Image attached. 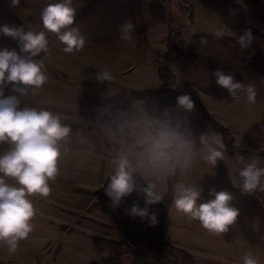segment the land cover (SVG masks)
Segmentation results:
<instances>
[{
    "label": "rangeland",
    "instance_id": "374dc122",
    "mask_svg": "<svg viewBox=\"0 0 264 264\" xmlns=\"http://www.w3.org/2000/svg\"><path fill=\"white\" fill-rule=\"evenodd\" d=\"M186 1L193 16L183 33L185 53L170 66L174 89L194 96L212 112L208 111L230 136L232 155L223 148L225 160L213 168L196 152L197 165L182 167V176L193 169L212 172L215 181L208 186L196 183L204 192L198 203L213 198L211 189L229 191L234 196L232 206L239 210L235 224L228 232L215 235V240H207L199 221H189L172 201L163 225L155 213L156 223L147 218L143 232L127 242L125 231L136 216L126 214V209L136 200L144 206V201L133 192L114 208L104 189L114 174L115 161L126 157L136 170L138 185L156 182L165 193L167 171L154 169L137 141L159 104L157 73L168 25H186L185 10L179 9L178 0H73L77 9L73 26L85 37L83 49L65 54L58 37L46 33L52 56L38 58L44 59L48 81L36 95L31 88L27 95L13 92L11 84L4 89L5 97L16 95L21 107L60 114L71 131L60 142L59 175L49 182V195L29 197L36 209L33 231L19 242L15 255H8L0 245V264H243L249 251L258 264H264V225L254 200L258 199L264 212V191L257 189L250 197L233 185L240 167L264 158V0H232L231 5L225 0ZM37 8L27 0L15 8L11 0H0V26L44 31L42 11ZM129 21L135 27L131 43L121 40L119 32ZM221 26L235 35L216 38L213 29ZM246 30H251L254 39L249 48L241 50L236 37ZM192 35L197 40L194 47H190ZM202 38L207 44L201 43ZM5 47L19 51L17 41L0 34V48ZM217 69L245 85L254 84L256 102L248 104L243 93L230 96L216 83L213 73ZM100 70L112 72L114 79L99 81ZM221 94L231 97L233 112L220 110L223 102L217 96ZM180 121L186 138L215 132L195 105L191 112L172 110L169 122ZM10 147L7 142L0 144V154ZM228 171L234 178H229ZM7 182L18 186L12 178Z\"/></svg>",
    "mask_w": 264,
    "mask_h": 264
},
{
    "label": "clouds",
    "instance_id": "9594fccd",
    "mask_svg": "<svg viewBox=\"0 0 264 264\" xmlns=\"http://www.w3.org/2000/svg\"><path fill=\"white\" fill-rule=\"evenodd\" d=\"M20 2L11 0V7H17ZM76 13L73 0H59L42 9L44 31H25L23 27L7 24L0 26V34L17 41L19 46V51L0 48V144L7 142L11 146L0 154V245L6 247L10 256L15 255L19 242L27 239L33 231L31 221L36 209L29 197L49 195V182L55 181L59 175L60 142L68 137L71 128L54 111L33 106L21 107L20 99L16 95L5 97L4 89L11 84L13 92L27 95L31 88L32 94L36 95L48 81L44 59L38 58L41 54L52 56L46 33L58 37L65 54L71 55L83 49L85 37L78 27L73 26ZM134 31L131 21L124 23L119 27L120 39L131 43ZM226 33L235 35L224 26L213 29V35L218 39ZM253 39L251 30H246L243 35L236 37V43L243 50L249 48ZM201 43L207 44V40L202 38ZM213 75L217 85L226 89L230 96L237 98L243 93L248 104L256 102L254 84L245 85L219 69ZM97 79L112 81L114 76L108 70H100ZM176 101L177 106L187 112L194 109V102L187 94L178 96ZM137 143L144 146V155L157 170L174 171L177 165L188 168L196 159L194 142L167 128L153 130L145 127ZM199 143V156L205 163L214 168L219 160H223L224 143L220 134L202 133ZM238 161L243 162V157H238ZM135 171L126 157H119L115 161L114 174L108 178L105 194L115 208L135 192L143 199L144 206H140L139 200L133 201L131 207L126 209V214L141 219L149 218L155 224L156 215L154 212L150 214V206L163 201L164 197L156 182L138 185L134 179ZM239 177L240 181L233 182V185L240 188L242 193L252 194L257 189L264 191V167H259L256 159L245 163ZM7 178L15 180L18 186L9 184ZM202 192L203 188L197 184L175 185L173 204L176 211L187 216L189 221L198 220L210 234L228 232L239 215V210L231 204L233 194L227 190L211 189L209 194L213 198L198 203ZM243 264H258L251 251L244 256Z\"/></svg>",
    "mask_w": 264,
    "mask_h": 264
},
{
    "label": "trees",
    "instance_id": "16d2710c",
    "mask_svg": "<svg viewBox=\"0 0 264 264\" xmlns=\"http://www.w3.org/2000/svg\"><path fill=\"white\" fill-rule=\"evenodd\" d=\"M27 1L35 2L36 5H38L37 8L38 11H42L44 7L48 6L49 4H53V2L45 1V0H27ZM225 1L231 5L232 0H225ZM178 2H179L178 3L179 9L185 10L184 14L186 18V25H182V26H176L172 24L168 25L167 34L165 38V52L160 61V65L157 73L159 84L156 92L160 95V100L158 106L156 107V110L153 112L150 118L149 127L152 128L153 130L162 127L167 128L173 130L180 136L186 138V130L183 121H180L179 123L176 124L169 122V116L172 113L173 109L178 108L180 111L183 110L177 106L176 98L180 95H185V93H181L176 89H174L175 76L172 73L170 66L176 59L183 56V54L185 53V47L183 43V33L184 30L187 27H189L193 16L192 6L188 4L186 0H178ZM87 7H89V5ZM196 44H197L196 36L192 35V41L190 43V47H194ZM189 96L194 102L196 108L199 110L200 114L208 122L210 127L216 133L221 135L224 143V150L226 151V153L228 155H232V145H231L232 142L231 139L229 138L230 136H228L226 133V129L213 119V117L210 115V113L207 110H205V108L202 106V104L198 99H196L192 95ZM178 167L179 165H177L174 171H167L163 201L150 206V211L156 213V215L160 220L161 225L165 223L166 214L172 202V187L173 184L176 182V178L178 176ZM241 169H242L241 167L238 169L237 174H239ZM259 212L262 219L261 221L264 225L263 213L260 209ZM146 223H147V218L141 219L139 216H136L133 220H131L129 224V228L125 231V235H124L125 238L128 239L127 242H130V239L137 237L141 232H143L142 226ZM148 229H150L149 226ZM121 264H125V263H121ZM128 264H135V263L134 261H131Z\"/></svg>",
    "mask_w": 264,
    "mask_h": 264
},
{
    "label": "crops",
    "instance_id": "0c3cea01",
    "mask_svg": "<svg viewBox=\"0 0 264 264\" xmlns=\"http://www.w3.org/2000/svg\"><path fill=\"white\" fill-rule=\"evenodd\" d=\"M182 57V56H181ZM180 58V57H179ZM178 58V59H179ZM177 60V59H176ZM175 60V61H176ZM223 92V91H222ZM217 97H219L220 98V100H222V102L224 103V106H223V103H222V108L220 109L221 111H223V112H233V109H234V107L230 104V103H232L231 101H232V99H231V97L230 96H227L226 94H221V95H218ZM209 111V110H208ZM209 112H211V111H209ZM211 114H212V112H211ZM188 132V131H187ZM197 136V135H196ZM199 137H200V135H199ZM199 137L197 136L195 139L193 138V136L192 137H189V135H188V139H190V140H192L193 142H194V147H193V152H195V155H196V157H198L197 156V153L196 152H199V149H200V143H199ZM223 150V149H222ZM224 152V151H223ZM257 155H262V154H260V153H258ZM264 155V154H263ZM262 155V156H263ZM223 159L225 160V158L223 157ZM198 159L196 158L195 159V161L194 162H196V164H195V166L197 165V163H198V161H197ZM253 160V159H252ZM257 161H258V166L259 167H264V158H259V159H256ZM223 161V160H222ZM205 163V162H204ZM241 163V162H240ZM205 164H207V163H205ZM208 165V164H207ZM196 168V167H195ZM182 166H179V171H178V179H177V181H176V183H175V185H177V184H180V183H183V184H185V185H188V186H191V185H194V184H196V183H202L203 185H204V187H206V186H208V185H206L207 183H210V182H213V181H215V176L213 175V173L211 172V173H209L210 171L208 170V169H206V171H204V172H202V173H199L198 172V170L197 169H193V171L191 172V174L190 175H186V176H182ZM228 174H229V171H228ZM182 178H184L185 179V181L184 182H181L182 181ZM229 178H234V176L232 175V173H230L229 174ZM175 185H174V187H173V194H174V188H175ZM259 190V189H258ZM258 190H256V191H258ZM256 191L253 193V194H255L256 195ZM261 191V190H260ZM262 192V191H261ZM204 193V192H203ZM257 197V196H256ZM255 201H256V209H257V215H258V218L260 219V214H258V212H259V208L261 209V211H262V213L264 214V212H263V210H262V207H261V204L259 203V201H258V199L256 198V199H254ZM172 201H173V197H172ZM171 206H172V203H171V205H170V208H171ZM169 208V209H170ZM202 231L203 232H205L204 234L205 235H202L203 237H205L207 240H215V235H213V234H210V233H208L205 229H202ZM178 235H179V233H178Z\"/></svg>",
    "mask_w": 264,
    "mask_h": 264
},
{
    "label": "water",
    "instance_id": "95a60500",
    "mask_svg": "<svg viewBox=\"0 0 264 264\" xmlns=\"http://www.w3.org/2000/svg\"><path fill=\"white\" fill-rule=\"evenodd\" d=\"M240 179H241V178H240L239 175H238V176L236 177L235 181L238 183V182L240 181ZM246 195H248V196L251 197V196L253 195V193H252V194H246Z\"/></svg>",
    "mask_w": 264,
    "mask_h": 264
}]
</instances>
